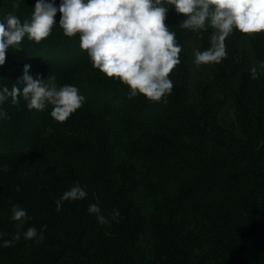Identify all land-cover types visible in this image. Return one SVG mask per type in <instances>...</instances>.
<instances>
[{
  "label": "trees",
  "instance_id": "trees-1",
  "mask_svg": "<svg viewBox=\"0 0 264 264\" xmlns=\"http://www.w3.org/2000/svg\"><path fill=\"white\" fill-rule=\"evenodd\" d=\"M36 2L0 0V22L9 13L30 20ZM165 6L182 47L166 102L128 99L127 86L93 68L79 34H63L59 12L48 38L9 48L0 90L22 89L27 64L34 79L55 76L57 88L70 83L86 99L63 123L51 105L29 109L22 95L0 106L10 117L0 119V264H264V33L234 29L226 58L197 66L211 29H184L186 17ZM77 183L86 198L57 212ZM90 204L110 222L99 223ZM17 205L28 216L20 229ZM45 225L41 242L24 239Z\"/></svg>",
  "mask_w": 264,
  "mask_h": 264
},
{
  "label": "clouds",
  "instance_id": "clouds-1",
  "mask_svg": "<svg viewBox=\"0 0 264 264\" xmlns=\"http://www.w3.org/2000/svg\"><path fill=\"white\" fill-rule=\"evenodd\" d=\"M165 4L174 6L176 13L186 17L182 28L211 29L210 46L194 52L197 66L218 64L225 59V41L234 29L249 37L264 33V0H61L59 7L37 0L30 20L22 23L9 13L5 16L6 23L0 22V66L5 64L10 47L20 50L25 36L37 44L48 38L59 12L63 34L66 37L79 34V47L87 53L93 68L127 86L128 99L139 94L151 102H166L174 86L169 77L181 62L182 47L177 43L176 33L165 23L169 11ZM13 7L18 8L19 4L14 3ZM29 69L30 65L26 64L21 77L22 89L13 84L11 90L7 86L0 90V106L9 97L11 104L17 105L22 95L29 109L42 112L51 105V117L63 123L84 104L86 98L77 87L57 88L55 76H48L45 83V79L29 75ZM250 71L252 78H257V69ZM0 119H10L2 107ZM86 196V190L77 183L55 201L56 211L62 210L65 201H79ZM87 211L96 214L101 224L110 222L100 214L96 204H90ZM12 213L17 229L22 228L28 219L26 211L17 205ZM119 215V210L113 209L112 219ZM46 227L42 226L39 232L35 227H28L23 237L39 243L44 239ZM4 235L0 233V238ZM20 238L21 233L17 231L11 240L3 241V246L9 247Z\"/></svg>",
  "mask_w": 264,
  "mask_h": 264
},
{
  "label": "rangeland",
  "instance_id": "rangeland-1",
  "mask_svg": "<svg viewBox=\"0 0 264 264\" xmlns=\"http://www.w3.org/2000/svg\"><path fill=\"white\" fill-rule=\"evenodd\" d=\"M73 76V75H72ZM69 85H71L70 83H69ZM88 109V111H90V112H96L97 110H95L93 107H88L87 108ZM1 164V163H0Z\"/></svg>",
  "mask_w": 264,
  "mask_h": 264
}]
</instances>
